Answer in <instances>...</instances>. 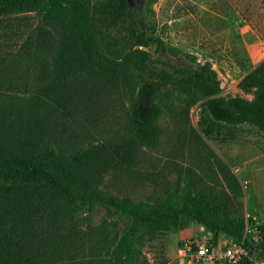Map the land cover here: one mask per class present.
<instances>
[{
  "label": "trees",
  "instance_id": "obj_1",
  "mask_svg": "<svg viewBox=\"0 0 264 264\" xmlns=\"http://www.w3.org/2000/svg\"><path fill=\"white\" fill-rule=\"evenodd\" d=\"M154 1L0 0V16L43 15L21 42L0 47V264H152L143 234L155 239L184 218L216 238H248L241 179L210 145L204 165L175 167L176 180L140 163L178 92L185 121L202 101L217 122L264 130V60L239 83L251 97L224 95L211 61L155 33ZM120 19L130 21V45H106L102 23ZM47 28L54 41L41 37ZM131 68L146 75L132 95ZM135 179L155 195L136 198ZM97 204L108 208L98 224Z\"/></svg>",
  "mask_w": 264,
  "mask_h": 264
},
{
  "label": "rangeland",
  "instance_id": "obj_2",
  "mask_svg": "<svg viewBox=\"0 0 264 264\" xmlns=\"http://www.w3.org/2000/svg\"><path fill=\"white\" fill-rule=\"evenodd\" d=\"M145 1L131 0L134 5ZM149 17L155 33L163 34L182 53H192L201 63L207 60L213 63L222 80L224 95L252 96L245 93L239 83L264 60V0H155ZM42 18L43 15L37 12L0 16V47L21 42V35L25 31L28 33L32 26H39ZM101 27L106 45H130L128 19L106 21ZM40 35L54 41V32L49 28ZM46 71L55 70L47 66ZM130 73L135 83L131 85L127 81L126 85L132 95L134 87L146 75L135 68H131ZM184 104V96L178 92L175 110L164 113L161 118V141L144 152L141 168L166 173L176 180L177 165L198 167L205 164L208 144L241 179V201L251 227H254L255 217L264 224V130L249 124L229 126L217 122L210 117L202 101L192 107L190 118L185 121L177 113ZM128 188L136 198L155 195V186L146 179H135ZM93 216L97 224L101 223L108 217V208L97 204ZM126 225L128 222H121L120 231ZM247 236L253 239V249L257 247L258 253L261 235L252 231ZM228 237L221 234L216 238L201 223L184 218L178 227L160 233L155 239H151L146 231L142 236V248L149 263H168L174 262L179 247L187 241L224 243Z\"/></svg>",
  "mask_w": 264,
  "mask_h": 264
},
{
  "label": "built area",
  "instance_id": "obj_3",
  "mask_svg": "<svg viewBox=\"0 0 264 264\" xmlns=\"http://www.w3.org/2000/svg\"><path fill=\"white\" fill-rule=\"evenodd\" d=\"M264 216V209L262 211ZM247 224V234L256 231L257 234L263 233L261 221L255 217L254 227H251L249 217ZM249 239L238 240L228 237L224 243L212 241H187L179 247L178 256L174 262L163 264H210L218 261L221 264H239L245 258L250 260V264H264V256L259 255L256 249H253L254 241L250 239L252 245L248 243Z\"/></svg>",
  "mask_w": 264,
  "mask_h": 264
}]
</instances>
